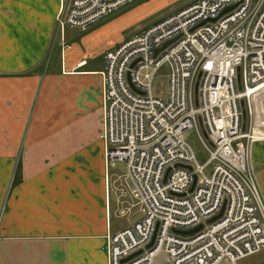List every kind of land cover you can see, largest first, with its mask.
Instances as JSON below:
<instances>
[{
    "label": "built area",
    "instance_id": "2783aa9c",
    "mask_svg": "<svg viewBox=\"0 0 264 264\" xmlns=\"http://www.w3.org/2000/svg\"><path fill=\"white\" fill-rule=\"evenodd\" d=\"M133 1L59 0L54 19L83 31ZM102 59L103 160L124 165L141 214L106 236V263L237 264L260 252L248 154L264 139V0H195ZM162 66L164 100L149 92Z\"/></svg>",
    "mask_w": 264,
    "mask_h": 264
},
{
    "label": "crops",
    "instance_id": "0c3cea01",
    "mask_svg": "<svg viewBox=\"0 0 264 264\" xmlns=\"http://www.w3.org/2000/svg\"><path fill=\"white\" fill-rule=\"evenodd\" d=\"M58 7L0 0V264H107L106 236L134 223L111 219L139 207L125 169L105 170L99 139L102 52L122 39L102 40L97 22L60 29ZM251 149L264 203V141Z\"/></svg>",
    "mask_w": 264,
    "mask_h": 264
},
{
    "label": "rangeland",
    "instance_id": "374dc122",
    "mask_svg": "<svg viewBox=\"0 0 264 264\" xmlns=\"http://www.w3.org/2000/svg\"><path fill=\"white\" fill-rule=\"evenodd\" d=\"M194 1L195 0H135L131 4L122 7L116 12L112 13L111 15L101 19L96 23V25L99 27L105 26L107 28L103 30L104 34L101 37L102 40L107 39L111 35L113 36V38L124 40L130 37L131 35L140 32L144 28L149 27L152 23H155L160 19L177 12L184 6ZM132 8L133 10L134 8H136L135 12L131 14H126ZM54 24H56L60 29L66 28V27H61V25L58 24L55 21V19H54ZM91 31H93V29L91 28L87 30V32H91ZM66 32H68V30H66ZM166 74H167V69L165 66H162L158 69L155 76L151 80L150 82L151 86L149 88V92L154 98L160 100L165 99L166 91H167ZM192 136L193 133H190V135L188 136V142L194 146L195 141ZM260 141H264V139L254 140L249 145L248 155L250 159H252L255 165L256 163L257 165H259L258 162H262L263 158L259 156L260 153L257 152L256 149H251L250 152V148L254 142H260ZM202 160L203 158H200L199 162H201ZM93 168L94 169L92 172H95L97 169L96 167ZM88 170L91 171L90 169ZM105 170L108 171L109 173H114L115 175H121L124 172V166L122 163L113 161L111 163L109 162L108 164H105ZM79 171L88 173L87 168L79 169L78 172ZM92 172L89 173L93 175ZM130 201L132 205L134 201L131 199ZM3 206L4 205L1 202L0 217L3 212ZM119 210L114 213H117L118 215L120 213ZM140 216L141 214L139 213V207L134 204L133 206L130 207L129 212L127 213L126 216H121V217L119 216L112 218L110 223L112 224V226L114 225L115 227L118 228L126 225L127 223L130 224L132 222L137 221L140 218ZM219 264H228V263L222 261ZM237 264H264V247L261 249L259 253L241 259Z\"/></svg>",
    "mask_w": 264,
    "mask_h": 264
},
{
    "label": "water",
    "instance_id": "95a60500",
    "mask_svg": "<svg viewBox=\"0 0 264 264\" xmlns=\"http://www.w3.org/2000/svg\"><path fill=\"white\" fill-rule=\"evenodd\" d=\"M162 48H163V47H162ZM162 48H161V49H162ZM156 52H157V51H156ZM241 118L244 119V113H243V112H241ZM199 228H200V226H197V227H195L194 229H192L191 231H189L188 233H194V232L198 231ZM188 233H184V234H188Z\"/></svg>",
    "mask_w": 264,
    "mask_h": 264
},
{
    "label": "bare ground",
    "instance_id": "6f19581e",
    "mask_svg": "<svg viewBox=\"0 0 264 264\" xmlns=\"http://www.w3.org/2000/svg\"><path fill=\"white\" fill-rule=\"evenodd\" d=\"M151 86V85H150ZM200 159V158H199ZM259 253V252H258ZM239 262V261H238Z\"/></svg>",
    "mask_w": 264,
    "mask_h": 264
}]
</instances>
